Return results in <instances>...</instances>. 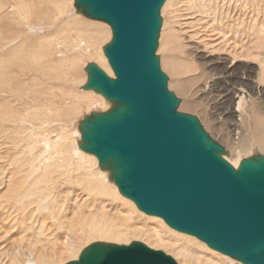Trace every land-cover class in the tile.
Instances as JSON below:
<instances>
[{
    "label": "bare ground",
    "instance_id": "bare-ground-1",
    "mask_svg": "<svg viewBox=\"0 0 264 264\" xmlns=\"http://www.w3.org/2000/svg\"><path fill=\"white\" fill-rule=\"evenodd\" d=\"M37 1L0 0V11L7 6L0 20L16 23L14 27L33 26L30 6L37 5ZM218 1L167 0L162 30L169 29L175 40L171 23L183 31L201 26L222 41L221 49L230 45L231 55L215 56L214 50L196 49L201 62L217 69L205 84L201 83L206 75L202 67L184 77L190 72L189 67L175 61V56L170 57V65L164 62V69L173 79L170 88L177 85L180 95L186 97L185 109L199 110L214 122L226 118L225 131L220 127L229 142L224 146L226 159L237 168L254 148L264 154V0H223L227 1L223 6ZM72 4L73 0L68 7L63 6V0L56 1L58 14L53 24L57 25L47 27L49 35L34 37L43 31V24L32 27L35 33L22 39L31 42L34 37L37 44L31 52H22L14 45L8 56L0 58V187L6 188L0 196V231L10 236L22 230L26 234L22 239L26 237L28 243L26 250L13 249L9 256V250H0V264H57L64 256L73 261L84 241L120 245L127 243L129 235H143L146 244L164 249L178 264H242L194 237L176 232L162 219L139 211L119 193L108 173L98 168L97 159L78 148L80 140L72 138L79 135L81 139L78 126L73 135L63 119L86 108L83 106L108 110L109 102L95 92L81 89L73 95L79 100L78 106L67 105L64 109V102L59 105L54 98L66 93L53 89L67 90V85L73 84L74 72L83 57L94 59L110 77L114 74L102 48L99 54L96 52L103 36L107 41L111 38L107 24L82 18L76 12L66 17L69 21H58ZM234 4H239V8ZM241 9L243 16L235 24L232 14ZM7 31L10 32H4L6 35L11 34V30ZM3 49L0 45V51ZM60 50L61 60L53 58ZM71 53L75 57H70ZM238 58L244 60L237 61ZM246 61L252 63L244 64L241 73H237L238 64ZM256 71L258 75L254 77ZM45 84L49 95L44 92ZM214 92L220 95L214 96ZM19 106L25 109L20 111ZM56 128L61 132L53 135ZM137 218L144 223L142 229L134 225Z\"/></svg>",
    "mask_w": 264,
    "mask_h": 264
},
{
    "label": "water",
    "instance_id": "water-1",
    "mask_svg": "<svg viewBox=\"0 0 264 264\" xmlns=\"http://www.w3.org/2000/svg\"><path fill=\"white\" fill-rule=\"evenodd\" d=\"M167 0H74L78 14L107 24L110 77L85 67V91L110 103L78 125V148L94 156L119 193L148 216L242 264H264V155L235 168L200 120L179 112L157 55ZM66 264H178L141 242H94Z\"/></svg>",
    "mask_w": 264,
    "mask_h": 264
},
{
    "label": "rangeland",
    "instance_id": "rangeland-1",
    "mask_svg": "<svg viewBox=\"0 0 264 264\" xmlns=\"http://www.w3.org/2000/svg\"><path fill=\"white\" fill-rule=\"evenodd\" d=\"M2 1H4V0H2ZM40 1H42V3H39ZM56 1L57 0H38L37 1V5L30 6V9L32 10V18H31V20H32L33 24L35 26H42L41 23L43 24L42 29L40 27V29L43 30V31L39 30L40 33H38V34H40V35H38V34L36 35L35 34L36 36L33 35L34 37H43L44 34H45L44 36L49 35L48 34V30L46 31V29H47V27L49 25H50L49 26L50 28H51V26H54V25H55L54 27H56L57 24H53L55 19H56V17H57V14H58V10L56 9V6H55ZM32 2H34V1H32ZM226 2L227 1L219 0L218 1V5L223 6L224 4H226ZM70 3H71V0H63V6H67L68 7ZM214 4L216 6L217 12L219 13V15H221V13L219 12V8H218L216 2H214ZM234 6L239 8V4H234ZM5 8H7V6H5ZM163 8H162V11H161V17H162V20L164 21L166 18L163 15ZM4 9H2L0 11V14H1V12ZM67 10H69L68 13L66 15H64L63 17H60L58 19L59 22H61V21H69L70 18L68 20H65L66 17L67 16L69 17V16L73 15L74 12H76L73 4ZM8 11H11V10H8ZM213 11H214V9H213ZM240 11L241 12H235V13L232 14V16L233 17L235 16V19H236L235 24L243 16V9H241ZM78 15H80L82 18L88 19V18L84 17L81 14H78ZM15 16L17 17V15H15ZM221 16H222V19H223L224 15H221ZM17 19H18V21L20 20L19 17H17ZM187 19H189V18H187ZM88 20H90V19H88ZM92 21H94V20H92ZM96 22H100V21H96ZM101 23H103V22H101ZM223 23H225V21H223ZM15 24L16 23L10 24L5 19L0 20V26H2L1 29L5 30V31H2V30L0 31V37L2 35H6L8 32H10V31H7L8 29L11 30V34L6 35L3 40L0 39V45L4 46V49L2 51H0V58L1 59L5 58L6 54H7L6 56H8L11 53V50H12L14 45H16L18 47L17 49L22 51V52H26V51L31 52V50L33 49V46L37 44L36 40L34 41V39H32V38H34L33 36L30 39L31 42L22 41V39L24 37H26V36L29 37L31 34L35 33V31L32 29V27L34 25L28 27L26 25H22V24L18 23L22 27H14ZM169 27H170V25H169ZM171 27L174 29V33L176 35V39L173 40L171 38L169 29H167L168 31L166 30L167 32L166 31L164 32L162 30V29H164V22H163V26H162L161 33H160L161 37L159 39V44L160 45H159L158 50H157V55L160 57L161 69H162L164 74H166V76L169 79V81H168V89L170 88L169 85H171V82H172L173 79H172V77H170L171 75H170V72L168 71V69L167 70L164 69V62H165V65L166 64H167V66H168V64L170 65V62L173 60V59L170 58L171 56H175V58H174L175 61L177 59V62H179V63L183 62L184 65H187L189 67V71L190 72L187 73L184 77L194 74L195 73L194 71L197 69V67H200V69L202 67V69H204V71L206 72V75L202 79L201 83L205 84L207 81L210 80V77L213 75L214 72L217 71V69L214 71L211 68H209L207 65H205L203 61L201 62L200 58L195 55L196 49H198L200 47H203L205 51H209L210 52V51L214 50L212 52L215 54V56H217V55L227 56L231 52V48H229L230 45L227 46L228 49H224V48L221 49V47H223V46H221V42L222 41L218 40L217 37L214 36L213 34H211L209 32H206L205 29H203L201 26L196 27V29L194 31L189 30V29H185L183 31L180 28L179 25L172 24V23H171ZM44 31H46V33ZM54 32H55V30H54ZM111 38H112V35H111ZM111 38H110V40L107 41L106 40V36H103L98 41V43L96 45V52L98 54H99L101 48H102V52H103V47L110 43ZM163 45L164 46L166 45V46L164 47ZM61 52H63V50H60V52H58L59 55H57L55 53L56 55L53 58H55L57 60H61L60 58L63 57V56H61V55H63ZM67 53L69 54L70 51L69 52L67 51ZM77 55H81V53H78ZM69 56L70 57H75V53H71ZM240 60H244V59L243 58H238L237 59V61H240ZM89 63H95L96 64V61L94 59H90V58H87V57L86 58L83 57V59L81 58V61H79L78 68H76V72H74L75 74H74V77H73V84L67 85V87H66L67 90L63 89L61 87H56V88L53 89V90H56L57 88H60L62 93H66V96L59 95V97L54 98L55 102L56 103L58 102L57 104H59V105H61L64 102L63 103V105H65L64 109L67 108V105H70V107H72V108L78 106V104H79L78 101L79 100L76 99V98H73V95H75L76 92H80V91L83 90L82 86L86 83V80H87V74L85 72V67ZM248 63H252V62L251 61H246V62H243V63H239L238 64L239 67L236 70V72L237 73L238 72L241 73L244 64H248ZM254 64H255V62H254ZM257 75L258 74H257V71H256L254 77L257 76ZM83 77L85 79L84 81H83ZM25 83H29V82H25ZM59 84H61V83H56V86H58ZM77 88L78 89L80 88V89L78 90ZM169 91L174 93L176 95V97L181 100V105H180V107L178 109L179 112L187 113V114H190V115H193V116L197 117L200 120L204 130L207 133H209L210 136L214 140H216L218 143H220L223 147L229 145V142L226 139V137L224 135V132H223V129L225 131V125H224L223 122H225L226 118L223 119L222 121H219V119H216L215 120L216 122H214L213 120H211V121L207 120V118L204 116V114H202L201 111H199V110H189L188 111V109H185L183 103L186 102V99H184L186 97L184 95H180L177 85H176V87H174V89L170 88ZM44 92H46V94L49 95L48 92H50V90L47 88L46 84L44 85ZM218 92H214L213 95L214 96H219L220 94ZM220 93H221V91H220ZM105 102H107V101L105 100ZM67 103H69V104H67ZM108 105L110 106L109 103H108ZM83 107H86V108H84V109L82 108L80 110H76V112L70 113V114L66 115V117L63 116V117H65L63 119V121L68 125L66 128L71 129V132L73 133V135L75 134V128L77 129V126L79 125V122L86 115H89L91 112H105V111H107V110L103 109L102 106H98V107L83 106ZM24 109H25V107H21V106L18 107V110H20V111H23ZM212 121L214 122V124H213ZM220 127H223V129H221ZM56 129H57V132H54L53 135H56V134L61 132L60 129H58V128H56ZM31 130H32V128L28 129V131H31ZM72 138L80 140V136L79 135H74ZM258 150L259 149L254 148V150H252V152L250 154H248L249 156H247V158L251 157V155L254 156L256 154H262L261 151L260 150L258 151ZM262 155H264V154H262ZM224 158L226 159V156H224ZM243 159H246V158H243ZM98 168L100 169L99 166H98ZM5 191H6V188L0 187V196L5 194L6 193ZM138 220L139 219L137 218L135 223H134V225H136L137 228L142 229L141 226L143 227L144 223H142V221H140V220L138 222ZM132 227H134V226L132 225ZM22 232L23 231L20 230L19 232L12 233L10 236H8L5 233L0 231V250L1 251L9 250L7 256L13 254V249H17V250L20 249L21 251L22 250H26V247H27L28 243H27V240H25L26 237L24 239H22V237L24 235H26L24 232L23 233ZM144 238L145 237L143 235H135V236L129 235L127 243L126 244L123 243V244H120V245H129L132 242L137 241V242H141V243L145 244L146 246L150 247L148 244H146ZM96 242H100V241H96ZM88 243H90V242H88ZM88 243H87V241L82 242L78 246V250L82 252L87 246H89L90 244H92L94 242H91L90 244H88ZM105 243H111V242H105ZM201 243H203V242H201ZM36 246L39 247V245H36ZM150 248L154 249V250H160V249H156V248H152V247H150ZM160 251H163L164 253H166L168 255L167 251H165L164 249H162ZM169 256L173 257L171 254H169ZM69 257L70 256H64L62 258L61 262H59L57 264H61V263L62 264H66V263L70 262L71 260H70ZM233 261L239 263L236 260H233Z\"/></svg>",
    "mask_w": 264,
    "mask_h": 264
}]
</instances>
